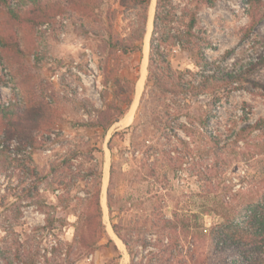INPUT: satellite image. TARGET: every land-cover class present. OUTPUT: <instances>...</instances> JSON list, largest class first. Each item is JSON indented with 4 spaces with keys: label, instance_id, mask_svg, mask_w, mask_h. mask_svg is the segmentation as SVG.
I'll return each mask as SVG.
<instances>
[{
    "label": "rangeland",
    "instance_id": "obj_1",
    "mask_svg": "<svg viewBox=\"0 0 264 264\" xmlns=\"http://www.w3.org/2000/svg\"><path fill=\"white\" fill-rule=\"evenodd\" d=\"M154 1V19L159 3L172 22L153 23L142 92L120 122L145 64L151 0L65 1L40 24L0 12L10 43L0 45V104L17 101L28 119L9 139L0 123V264H223L212 226L264 203V66L194 88L264 55V19L246 36L264 0ZM105 100L125 113L107 129L88 125Z\"/></svg>",
    "mask_w": 264,
    "mask_h": 264
},
{
    "label": "trees",
    "instance_id": "obj_2",
    "mask_svg": "<svg viewBox=\"0 0 264 264\" xmlns=\"http://www.w3.org/2000/svg\"><path fill=\"white\" fill-rule=\"evenodd\" d=\"M65 1L69 2L71 0H0V12L3 13L4 18L18 25H26L29 23H46L49 21V18H53L59 14V9L61 8L60 5ZM258 1L262 2V0ZM159 19L160 22H164L168 25L172 22L169 11L165 7L160 9L158 3L157 12L154 19V32L158 28L157 22ZM262 19H264V11L258 18H252V22L247 28L246 36L250 34V32L260 23ZM194 25L195 17H192V20L188 24V35L192 34ZM152 40L151 48L153 52V48L155 46V37H153ZM113 44L115 45V43ZM208 44L211 45L209 40L204 43L202 48ZM0 45L7 49L10 43H8L5 38L0 37ZM134 46V44L130 43L124 44L122 47L131 50L134 48ZM230 52V50L227 51L228 54ZM162 61L168 64L167 60L162 59ZM208 62L209 61L204 56V50L200 49L199 59L196 60V64L200 66L203 63L202 67H205ZM256 64L264 66V55L255 62L247 63L241 67L230 69L225 72L224 75H204L197 84H194V88L205 90L214 81H226L230 84L242 82V80L248 78L246 77V74L251 72ZM238 86L240 85L237 83L234 88H239ZM128 90L130 92H128V95L125 97V102L130 101L131 88ZM126 109V106H119L113 100H105L104 107L98 110L97 118L94 121L88 122L87 124L93 127H102L107 129V127L112 122L120 118L125 113ZM23 119L26 121L25 124L23 123ZM0 123L3 126L6 138L9 139L19 131H27L28 119H25L23 116L18 102L13 100L0 104ZM252 126L257 127L258 123H255ZM213 138L215 137H212L211 135V141L215 144L218 143V141ZM30 174H36V172L31 170ZM99 193L100 190L98 189L94 195V208L97 215L99 216L97 221L98 226L96 229L97 234H100L103 230V223L102 219L100 218L101 204ZM108 203L111 207L110 200ZM222 207H225V205L222 204L221 208ZM222 214L224 215L225 220L218 226H212L210 229V237L214 241L216 249L220 250L226 255L223 264H264V203L262 201L253 203L252 210L241 207L232 216H229L224 212ZM167 222L168 223L165 224L166 227L172 230L177 229V219L176 221L172 220ZM181 223L183 225L189 226L188 223L185 224V221H182ZM194 226L197 227V223ZM87 233L88 232H85L84 239L89 237V235H86ZM119 234L122 236L124 243L127 245L128 243L126 242L125 237L121 234V232H119Z\"/></svg>",
    "mask_w": 264,
    "mask_h": 264
},
{
    "label": "water",
    "instance_id": "obj_3",
    "mask_svg": "<svg viewBox=\"0 0 264 264\" xmlns=\"http://www.w3.org/2000/svg\"><path fill=\"white\" fill-rule=\"evenodd\" d=\"M154 14H155V1L154 0H151V4H150V13H149V20H148V29L145 33V41H146V44H145V57H144V66L142 68V71H141V75L140 77L138 78L137 80V83H136V93H135V99L131 105V107L129 108V110L120 118L118 119V121L116 122H120L126 118H128L131 114V112L133 111L136 103L138 102L139 100V97L141 95V90H142V86H143V79H144V74H145V71H146V64H147V61H148V58H147V52L150 48V43H149V38H150V29L151 27L153 26V23H154ZM105 147H106V160L104 162V173H103V185H102V193L104 194L102 196V204H103V208L105 209V211H108V204L106 202V185H107V166H108V161H109V147H108V143L105 142ZM109 227L111 229V231L114 233V235L117 236V233L115 232L114 228L112 227V225L109 223ZM118 237V236H117ZM121 240V238H119ZM124 243V242H123Z\"/></svg>",
    "mask_w": 264,
    "mask_h": 264
},
{
    "label": "bare ground",
    "instance_id": "obj_4",
    "mask_svg": "<svg viewBox=\"0 0 264 264\" xmlns=\"http://www.w3.org/2000/svg\"><path fill=\"white\" fill-rule=\"evenodd\" d=\"M144 61V60H143Z\"/></svg>",
    "mask_w": 264,
    "mask_h": 264
}]
</instances>
